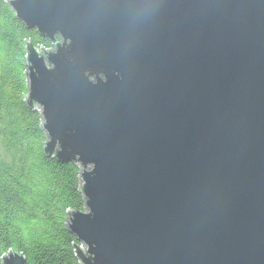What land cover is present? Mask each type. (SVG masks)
I'll return each instance as SVG.
<instances>
[{
  "label": "water",
  "instance_id": "95a60500",
  "mask_svg": "<svg viewBox=\"0 0 264 264\" xmlns=\"http://www.w3.org/2000/svg\"><path fill=\"white\" fill-rule=\"evenodd\" d=\"M4 1L82 264H264V0Z\"/></svg>",
  "mask_w": 264,
  "mask_h": 264
},
{
  "label": "trees",
  "instance_id": "16d2710c",
  "mask_svg": "<svg viewBox=\"0 0 264 264\" xmlns=\"http://www.w3.org/2000/svg\"><path fill=\"white\" fill-rule=\"evenodd\" d=\"M53 48L0 0V264L10 251L29 264H82L69 217L85 210L81 167L45 151L39 109L29 106L27 44Z\"/></svg>",
  "mask_w": 264,
  "mask_h": 264
},
{
  "label": "rangeland",
  "instance_id": "374dc122",
  "mask_svg": "<svg viewBox=\"0 0 264 264\" xmlns=\"http://www.w3.org/2000/svg\"><path fill=\"white\" fill-rule=\"evenodd\" d=\"M28 68H27V72L26 73H28ZM27 75V74H26ZM27 78H28V76H27ZM36 109H38V108H36ZM39 110L41 111V109L39 108ZM43 120H44V118H43ZM47 138H48V135H47ZM80 165V164H79ZM81 168H82V166H81ZM86 210H88V209H86ZM83 248H84V250H86V246H83Z\"/></svg>",
  "mask_w": 264,
  "mask_h": 264
}]
</instances>
